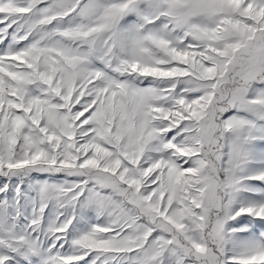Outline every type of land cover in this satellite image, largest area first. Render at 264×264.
Instances as JSON below:
<instances>
[{
  "label": "snow or ice",
  "instance_id": "obj_1",
  "mask_svg": "<svg viewBox=\"0 0 264 264\" xmlns=\"http://www.w3.org/2000/svg\"><path fill=\"white\" fill-rule=\"evenodd\" d=\"M0 264H264V0H0Z\"/></svg>",
  "mask_w": 264,
  "mask_h": 264
}]
</instances>
